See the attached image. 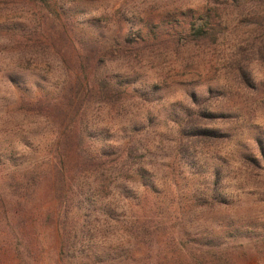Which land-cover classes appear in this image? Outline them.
Masks as SVG:
<instances>
[{"label":"rangeland","instance_id":"1","mask_svg":"<svg viewBox=\"0 0 264 264\" xmlns=\"http://www.w3.org/2000/svg\"><path fill=\"white\" fill-rule=\"evenodd\" d=\"M55 23L107 78L83 101L85 144L131 155L75 201L70 234L43 219L31 247L16 217L51 208L46 103L75 70L45 38ZM193 122L217 136L191 137ZM263 155L264 0H0V264H264Z\"/></svg>","mask_w":264,"mask_h":264},{"label":"trees","instance_id":"2","mask_svg":"<svg viewBox=\"0 0 264 264\" xmlns=\"http://www.w3.org/2000/svg\"><path fill=\"white\" fill-rule=\"evenodd\" d=\"M45 18L49 19V16L45 15ZM68 27L66 24L55 23L45 31V38L49 40L50 45L56 46L63 53L65 60L75 67V70L65 74L63 93L61 92V95L52 102L46 103V110H49L48 118H53L54 122H58L61 129L60 137L56 141L57 157L55 160L54 158L49 159V165H47V169L50 168V174L47 179L48 183H46L49 186L47 185L46 189L48 196L53 200L51 208L43 214L41 204H33L16 217V236L31 247L37 242L42 243L39 226L43 219L54 224V233L70 234L75 228V222L72 219L76 216L71 211L80 210V206L75 201H85L90 195H99L103 191H108L112 182V173L115 167L120 165V157L128 158V155H131L124 145L112 146L111 150L105 151L95 147L90 150V145L85 144L81 112L83 101L87 97L94 96L95 93L99 95L101 91L108 89L106 87L107 78L95 76L96 58L99 51L88 52L82 46L76 45L70 36ZM57 34L58 38L55 37ZM22 97L26 109L41 107V96L28 97L23 94ZM195 123L193 122L191 126V137L207 140L217 136L212 130L197 129L194 126ZM183 150L190 155L188 144ZM35 164L29 165L26 172L36 171ZM83 172L92 174L95 179L91 182H84ZM36 178L37 175L33 173L29 179L24 181L27 184L29 180L34 181ZM69 217L71 220L68 221ZM64 244L63 238L59 245L64 246ZM210 258L214 260L220 257L214 253L210 255Z\"/></svg>","mask_w":264,"mask_h":264}]
</instances>
